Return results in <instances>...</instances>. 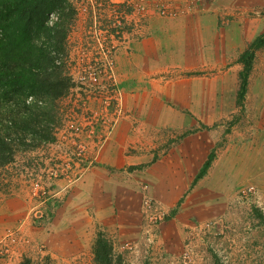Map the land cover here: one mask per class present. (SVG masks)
Returning a JSON list of instances; mask_svg holds the SVG:
<instances>
[{
    "label": "rangeland",
    "instance_id": "374dc122",
    "mask_svg": "<svg viewBox=\"0 0 264 264\" xmlns=\"http://www.w3.org/2000/svg\"><path fill=\"white\" fill-rule=\"evenodd\" d=\"M262 1L234 0L230 2L231 9L222 7L223 11L233 9L234 13L219 21L218 34L208 36L205 49L208 67L199 68L196 73L209 79L208 94L197 98L198 102L204 100L207 103L208 111L217 106L221 114L208 117L209 120L215 118V123L206 127L208 157L212 154L213 160L196 192L189 190L169 212L153 197L149 184H138L141 224L140 232L133 240L119 239L114 228L98 225L91 210L88 211L90 225L86 222L78 224L75 217V225L60 227L54 217L76 183L65 191L64 186L60 188L58 181L65 177L54 179L52 175L56 171L51 164L47 165L50 158L44 159L43 155L48 152L47 145L56 142L55 129L62 126L73 105L77 108L84 103V109L73 114L75 119L83 122L91 119V112L99 107L90 90L76 88L75 98L70 93L73 88L70 82L65 95L52 102L51 120L42 121L52 139L39 140L32 133L21 135L22 141L30 145L26 149L15 138L11 162L0 167V206L8 198L15 197L21 198L25 205L23 219L0 234V264H11L17 256L19 264L24 260L31 264H94V244L99 234L111 244L113 258L118 257L119 264H264V46L255 52L246 93L239 104V73L243 68L239 59L242 50L250 44L243 46L240 42L241 46L237 47L229 32L232 26L235 27L243 40L247 36L244 28L250 27L255 28L256 37L260 36L264 29ZM226 2L214 0L200 7L215 10L216 4L224 3L225 6ZM82 3L77 2L75 6L82 9ZM64 6V12L70 15L59 18L65 23L66 37L64 50L57 56L55 65L60 66L63 76L69 79L68 74L82 61L77 54L80 39L91 43V36L84 31L91 25V16L84 15L81 10L77 17L73 16L66 0ZM59 9L55 11L62 13ZM143 36L141 29L133 42L140 41ZM35 99L42 102L39 106L47 104ZM90 137L82 141L87 148L85 160L76 162L83 169L77 183L97 160L103 147L97 149ZM144 186L164 212L163 220L150 228L140 211ZM39 210L43 212L42 218H32ZM67 214L70 218L71 214ZM26 226L38 228L34 237L26 234ZM19 227L20 234L13 241L6 237ZM20 248L23 252H17Z\"/></svg>",
    "mask_w": 264,
    "mask_h": 264
},
{
    "label": "crops",
    "instance_id": "0c3cea01",
    "mask_svg": "<svg viewBox=\"0 0 264 264\" xmlns=\"http://www.w3.org/2000/svg\"><path fill=\"white\" fill-rule=\"evenodd\" d=\"M168 1L177 15L161 17L150 6L142 21L143 39L116 58V81L126 115L112 128L97 160L58 209L54 220L60 227L75 225V217L78 224L90 222L91 210L98 225L114 228L119 239L133 240L141 224L138 184H149L153 197L171 212L189 190L196 192L205 176L195 181L208 159L206 127L215 123V118L208 117L221 111L217 106L208 111L204 100L198 102L199 95L208 94L209 79L196 73L208 67V36L218 34L219 21L234 13L222 10L234 0H227L225 6L216 4L215 10L199 6L192 11H187L188 0ZM230 31L237 47L256 38L255 28H244L243 40L235 27ZM58 186L65 187V183L58 181ZM23 202L8 198L0 206V234L23 219ZM37 229L26 226V234L34 237ZM19 263L17 256L11 264Z\"/></svg>",
    "mask_w": 264,
    "mask_h": 264
},
{
    "label": "trees",
    "instance_id": "16d2710c",
    "mask_svg": "<svg viewBox=\"0 0 264 264\" xmlns=\"http://www.w3.org/2000/svg\"><path fill=\"white\" fill-rule=\"evenodd\" d=\"M64 1L0 0V167L11 162L16 139L20 146L26 149L30 146L22 141L21 135L32 133L39 140L52 139L42 121L51 120L52 102L65 95L70 81L63 76L62 68L55 65L57 56L64 50L65 23L59 21L49 27L46 20L51 11L59 8L61 18L70 15L64 12ZM263 46L264 33L240 56L243 68L239 73V104L246 93L255 52ZM30 96L47 104L44 107L26 104ZM212 160L211 154L195 181L206 174ZM112 251L108 240L99 234L94 244V264H119ZM21 264L31 263L24 260Z\"/></svg>",
    "mask_w": 264,
    "mask_h": 264
},
{
    "label": "built area",
    "instance_id": "2783aa9c",
    "mask_svg": "<svg viewBox=\"0 0 264 264\" xmlns=\"http://www.w3.org/2000/svg\"><path fill=\"white\" fill-rule=\"evenodd\" d=\"M66 1L74 12L73 16L77 17L78 10H81L84 15L87 13L91 16V25L84 30L91 36V43L80 39L81 45L77 48L79 49L77 54L82 57V61L77 69L68 74L71 86L73 85L70 93L77 98L76 88L90 90L92 97L98 100L99 107L91 112V119L83 122V120L75 119L73 114L77 110L81 112L82 108L84 109V103H80L77 108L73 105L65 115L66 120H63L62 126L55 129L56 142L47 145L48 152L43 157L50 158L47 165L51 164V168L55 169L56 172L52 175L54 179L65 177L61 178L65 183L64 191L69 189L71 184L77 183L82 175L83 169L76 163L83 162L86 157L87 148L82 141L91 135L89 140L97 149L100 148L118 120L125 117L122 95L118 90L114 71L117 55L121 50L127 49L137 38L150 6L159 16L165 18L176 16L178 11L168 0ZM211 1L214 0H188L187 11L195 10ZM77 2H83L82 9L75 6ZM59 18L60 13L55 10L50 12L46 21L47 26L52 27L59 22ZM35 100L30 96L26 104H42L41 101ZM95 159L96 154L93 156V161ZM42 195L44 198V191ZM142 196L141 214L147 223V228L154 227L163 220L164 212L160 204L150 198L147 186L143 187ZM42 214L43 212L39 210L38 215L32 218L41 219ZM20 225L22 227L23 223ZM21 227L6 237L13 241V238L20 234Z\"/></svg>",
    "mask_w": 264,
    "mask_h": 264
}]
</instances>
